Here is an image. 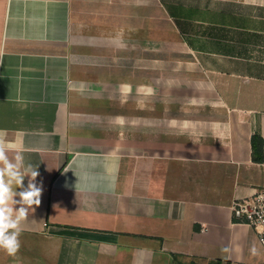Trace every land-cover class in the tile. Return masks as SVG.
Wrapping results in <instances>:
<instances>
[{"label":"crops","instance_id":"crops-1","mask_svg":"<svg viewBox=\"0 0 264 264\" xmlns=\"http://www.w3.org/2000/svg\"><path fill=\"white\" fill-rule=\"evenodd\" d=\"M0 129L44 185L0 264H264V8L0 0Z\"/></svg>","mask_w":264,"mask_h":264},{"label":"clouds","instance_id":"clouds-1","mask_svg":"<svg viewBox=\"0 0 264 264\" xmlns=\"http://www.w3.org/2000/svg\"><path fill=\"white\" fill-rule=\"evenodd\" d=\"M243 2L254 8H264V0ZM7 135V130L0 129V251L15 257L21 248L22 224L41 205L44 185L42 180H37L40 176L38 168L25 163L22 150L14 141L8 140ZM257 232L264 235V226L260 223L257 224ZM223 251L228 252L229 249ZM250 253L259 255L255 242Z\"/></svg>","mask_w":264,"mask_h":264},{"label":"built area","instance_id":"built-area-1","mask_svg":"<svg viewBox=\"0 0 264 264\" xmlns=\"http://www.w3.org/2000/svg\"><path fill=\"white\" fill-rule=\"evenodd\" d=\"M235 220L251 225L257 232V224L264 226V186L254 188L253 193L236 198L232 203ZM258 239L264 250V235L258 233Z\"/></svg>","mask_w":264,"mask_h":264},{"label":"trees","instance_id":"trees-1","mask_svg":"<svg viewBox=\"0 0 264 264\" xmlns=\"http://www.w3.org/2000/svg\"><path fill=\"white\" fill-rule=\"evenodd\" d=\"M258 141H260V147H258ZM263 144H264V140L261 136L258 135L253 136L254 153L255 155L259 153L261 157H257V158L261 160L264 159Z\"/></svg>","mask_w":264,"mask_h":264}]
</instances>
